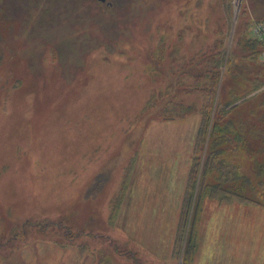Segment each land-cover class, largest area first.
<instances>
[{
    "label": "rangeland",
    "instance_id": "rangeland-1",
    "mask_svg": "<svg viewBox=\"0 0 264 264\" xmlns=\"http://www.w3.org/2000/svg\"><path fill=\"white\" fill-rule=\"evenodd\" d=\"M263 21L256 0H0V264H131L116 245L185 264L148 191L185 184L216 90L237 89L236 112L258 125L247 146L264 150V48H244ZM173 103L195 111L164 121ZM228 207L204 203L202 228L264 243L259 213L232 229Z\"/></svg>",
    "mask_w": 264,
    "mask_h": 264
},
{
    "label": "trees",
    "instance_id": "trees-1",
    "mask_svg": "<svg viewBox=\"0 0 264 264\" xmlns=\"http://www.w3.org/2000/svg\"><path fill=\"white\" fill-rule=\"evenodd\" d=\"M256 1L264 7V0ZM239 43L241 44V42ZM248 46L252 51H256L260 47L264 48V42L249 40L244 44V48ZM224 63H227L225 54L217 61L216 68L219 67V64L223 66ZM215 79L216 74L210 82L211 85H208L211 91H215L212 89L215 87L213 84ZM217 79H219L218 76ZM221 91L219 95L217 90L212 92L215 95L213 103L211 106L206 105L202 114V124L194 149L195 156L188 176L175 235L173 251L174 253H178L179 250L181 252L185 245V264H190L193 261L197 251V225L207 199L219 204H228L235 200L241 204L264 207V159L260 160L261 157L264 158V150L254 153L247 146L248 140L252 141L251 135L249 137L247 132L251 129L254 130V127L258 125L245 124L247 122L243 120L245 115L236 112L239 100L237 89L231 91L228 97L221 96ZM194 111V106L186 107L184 104L173 103L163 108L160 116L164 121H171L182 119ZM261 114L262 112H250V116L257 119ZM240 120L241 122H239ZM260 122L263 125L264 117L258 121V123ZM262 140L264 144V138ZM200 154H203L204 159L199 158ZM242 157L244 159L249 157L251 160L253 165L251 173L245 170L244 164L240 161ZM257 161L261 162L258 167L255 165ZM123 196L124 194L120 198V203ZM120 205L116 210V216ZM112 219L116 218L112 216ZM115 249L117 254L130 259L131 264H145L139 251L121 249L119 245H116ZM96 264H112V260L104 253V263L97 261Z\"/></svg>",
    "mask_w": 264,
    "mask_h": 264
},
{
    "label": "crops",
    "instance_id": "crops-1",
    "mask_svg": "<svg viewBox=\"0 0 264 264\" xmlns=\"http://www.w3.org/2000/svg\"><path fill=\"white\" fill-rule=\"evenodd\" d=\"M187 180L188 178L186 179L185 184L183 186L180 185V187L177 185L173 186V184H168L167 187H165L164 191L163 189H160L161 194L159 195L158 191H154L153 189L161 187L160 185H158L161 180H155L157 181V183L153 187H150V190L148 191L149 208L148 210L144 209L149 211L150 214H155L156 217L160 212V215L162 217H165L166 219L171 221V226H173L171 228L172 237L171 241L168 242V246L166 247L167 253H169L168 250H170L171 258H173V246L177 226L180 219V213L184 193L187 186ZM174 181L175 180H173V182ZM133 195V198L135 200V191L133 192ZM216 203L218 202L207 199L205 201V208L214 206V208L212 209L213 211L211 213L213 214V212L220 210L223 205H228L229 212L231 215L230 224L232 229L234 226L239 225V221H241L240 226L246 225L244 223H247V212H249V214L251 212L259 213V216L264 219V207L262 206L241 204L236 201L228 204H219V206H215ZM164 204H166V206H163ZM253 207L257 208L258 210L254 209ZM201 219L197 226V251L193 264H264V243H243L241 242V240L236 238L235 241L237 243L229 242L224 244V242H222V239L219 236L218 229L212 228L210 230H204L202 226L205 223H203Z\"/></svg>",
    "mask_w": 264,
    "mask_h": 264
},
{
    "label": "built area",
    "instance_id": "built-area-1",
    "mask_svg": "<svg viewBox=\"0 0 264 264\" xmlns=\"http://www.w3.org/2000/svg\"><path fill=\"white\" fill-rule=\"evenodd\" d=\"M257 32L259 33L260 36H262L263 38L262 40L264 41V23H261L259 25V27L257 28Z\"/></svg>",
    "mask_w": 264,
    "mask_h": 264
},
{
    "label": "water",
    "instance_id": "water-1",
    "mask_svg": "<svg viewBox=\"0 0 264 264\" xmlns=\"http://www.w3.org/2000/svg\"><path fill=\"white\" fill-rule=\"evenodd\" d=\"M102 1H104V0H102Z\"/></svg>",
    "mask_w": 264,
    "mask_h": 264
}]
</instances>
